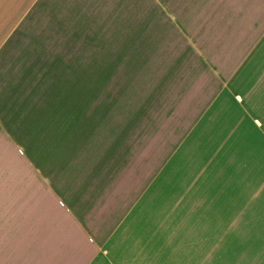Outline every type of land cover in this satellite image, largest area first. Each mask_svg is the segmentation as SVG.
<instances>
[{"label": "crops", "instance_id": "0c3cea01", "mask_svg": "<svg viewBox=\"0 0 264 264\" xmlns=\"http://www.w3.org/2000/svg\"><path fill=\"white\" fill-rule=\"evenodd\" d=\"M36 18L122 27L51 69ZM259 119L264 0H0V264H264Z\"/></svg>", "mask_w": 264, "mask_h": 264}, {"label": "rangeland", "instance_id": "374dc122", "mask_svg": "<svg viewBox=\"0 0 264 264\" xmlns=\"http://www.w3.org/2000/svg\"><path fill=\"white\" fill-rule=\"evenodd\" d=\"M99 8L97 9L99 12L103 11V13H106L105 9L103 7H96ZM119 8V7H118ZM118 8H115L118 9ZM95 8L91 9L94 10ZM118 14H121V11L119 9ZM120 18V17H118ZM39 20V22H36L35 20L33 23H29V43L35 44L36 46L35 49H38L42 47L44 50L48 51L53 55L51 57V69H53L54 66L60 65L62 66L63 63L66 62L67 65L71 64L74 61H79L81 60V57H73V54L71 51H73V44L80 43L81 46L84 44H88L90 42V37L91 35H104L106 31L113 32L115 34H118L120 36V31L122 25L120 22L109 24L106 23L107 19L103 18L102 21H98L96 23H91L90 20L86 21L85 23H82L80 25H72L67 21L68 18H61V21L58 23V19L56 20L57 22L54 23L51 18L49 22L43 21L41 18H36ZM117 19V18H115ZM135 37V36H134ZM136 38V37H135ZM115 44H118V46H115L120 48V41L116 40ZM83 58V57H82ZM88 59V57H84L83 60ZM122 59V56L114 57L113 61V72H112V77L109 83H115L114 86V95L115 96H121L122 88H123V73L122 69L118 67L117 63H120ZM71 67V68H70ZM66 67V69H72V66ZM71 72H65L66 76H72L73 74H76V77L80 75L79 77L81 78L78 83H89V72L82 70V72L79 73H74L72 70ZM52 74V71L50 72ZM67 83H69L67 81ZM100 83V82H99ZM105 83V81L101 82ZM134 90V93L131 95H137L136 93V88L132 87ZM155 105L149 104L148 107L152 110ZM163 105L161 103H156V111L161 109ZM148 109L146 112V124L149 127H155L156 132L159 133L160 128H164V122L167 120V118H164L159 116L158 118H152L148 114ZM165 116V115H164ZM253 116L258 117L256 114H253ZM150 117V118H149ZM254 117V118H255ZM260 122L264 123L263 120L259 119ZM168 123V121H167ZM243 126L247 124V121L242 123ZM176 126L174 125V128ZM170 131V130H169ZM168 135L169 132H168ZM169 138L165 135V132L161 134V144L162 147L166 143H168ZM226 166H225V171H226V176L229 177V181L234 182V170H235V158H234V153L229 152V156L226 160ZM228 181V182H229ZM214 210V209H213ZM208 222H216V213L213 212L210 214V217L208 219ZM196 232V233H195ZM192 235L194 239H200V231H195ZM190 238H191V233H190Z\"/></svg>", "mask_w": 264, "mask_h": 264}]
</instances>
